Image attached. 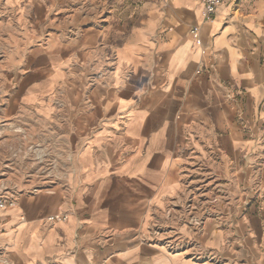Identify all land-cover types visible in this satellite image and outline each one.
Here are the masks:
<instances>
[{
  "label": "crops",
  "instance_id": "crops-1",
  "mask_svg": "<svg viewBox=\"0 0 264 264\" xmlns=\"http://www.w3.org/2000/svg\"><path fill=\"white\" fill-rule=\"evenodd\" d=\"M58 2L67 57L82 72L93 61L111 83L107 115L96 108L86 126L111 119L70 168L76 182L0 213V264H264V2L241 27H208L198 40V0ZM54 65L57 83L70 70ZM79 107L52 117L84 129ZM190 189L226 196L202 231L176 226L187 247L171 253L153 229Z\"/></svg>",
  "mask_w": 264,
  "mask_h": 264
},
{
  "label": "rangeland",
  "instance_id": "rangeland-1",
  "mask_svg": "<svg viewBox=\"0 0 264 264\" xmlns=\"http://www.w3.org/2000/svg\"><path fill=\"white\" fill-rule=\"evenodd\" d=\"M260 2L264 0H240L231 9L222 8L214 31L236 23L241 27ZM63 14L64 7L58 0H0V195L4 192V198L12 199L15 207L21 197L48 193L71 179L76 182L70 168L76 167L81 151L107 131L104 126L111 119H103L99 126H86L94 123L96 108H103L107 115L108 105L112 104L108 95L111 83L96 74L93 61L84 64L82 72L78 60L67 57L63 45L73 38L72 33L56 30L65 19ZM201 24L202 18L196 26ZM56 62H66L70 70L57 83L52 72ZM70 68L77 70L71 73ZM69 102L80 106L77 115L84 114V129L67 127L52 117L56 109L62 116ZM242 114L230 113L229 120L238 125L232 126V131H241ZM79 135H84L83 139ZM71 136L83 144L70 143ZM224 196L221 192L208 198L205 191H187L179 205L165 211L160 227L153 229L160 245L171 252L164 245L171 239L177 246L171 253L186 248L185 243L183 247L178 244L176 226L202 231L215 217L214 205L217 207ZM66 214L60 211L55 214L61 215L59 218L51 219L59 221ZM196 220H200V226ZM191 242L190 248L198 251L197 244ZM210 259L213 264H223L220 257Z\"/></svg>",
  "mask_w": 264,
  "mask_h": 264
},
{
  "label": "built area",
  "instance_id": "built-area-1",
  "mask_svg": "<svg viewBox=\"0 0 264 264\" xmlns=\"http://www.w3.org/2000/svg\"><path fill=\"white\" fill-rule=\"evenodd\" d=\"M198 1L201 6L203 24L212 23L218 17V12L222 9L224 4L227 2V0H198ZM200 30H201L200 26H193L190 33L193 37L197 38L200 33ZM3 194L4 192H2L0 195V212L6 211L8 209H12L15 207V202L12 199H9L6 197L4 198ZM50 220L52 221L51 218ZM195 224L197 226H200L201 224L200 220H196ZM164 245L171 252H173L177 248L176 243L171 239H168L166 242H164Z\"/></svg>",
  "mask_w": 264,
  "mask_h": 264
},
{
  "label": "bare ground",
  "instance_id": "bare-ground-1",
  "mask_svg": "<svg viewBox=\"0 0 264 264\" xmlns=\"http://www.w3.org/2000/svg\"><path fill=\"white\" fill-rule=\"evenodd\" d=\"M201 18H202V12H201ZM218 18H219V12H218V17H217L212 23H210V24H201V25H198V26L201 27V30H200V33H199L197 39H200V37H201L203 31L206 30L208 27H214V26L216 25V23H217ZM202 21H203V18H202ZM60 216H61V215H60ZM60 216L55 215L54 217L59 218ZM51 218H52V217H51Z\"/></svg>",
  "mask_w": 264,
  "mask_h": 264
}]
</instances>
